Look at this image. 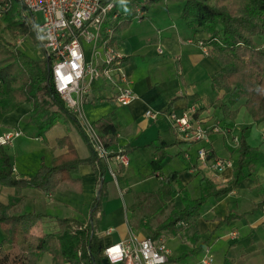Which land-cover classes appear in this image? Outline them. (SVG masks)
<instances>
[{
	"label": "crops",
	"instance_id": "0c3cea01",
	"mask_svg": "<svg viewBox=\"0 0 264 264\" xmlns=\"http://www.w3.org/2000/svg\"><path fill=\"white\" fill-rule=\"evenodd\" d=\"M143 1L140 0L141 3ZM183 7V2L180 4L169 0H161L147 10L138 7L143 11L142 16H136L128 26L123 28L120 38L111 45L127 59L122 69L129 76V86L135 93V97L128 104L123 105L117 100V84H121L118 70L110 71L109 74L113 78L111 80L105 75L102 79L94 80L86 93L83 107L86 120L96 124L103 119L114 118L118 125V149H126L129 159L128 166L121 169L117 182L115 180L113 182L112 179L107 180L108 174L105 175L106 183L102 195L104 198L100 200L99 214L93 220L96 234L104 239V246L121 241H140L151 237V233L157 227V224L152 225L146 218L141 225L136 223L133 226L128 215L129 207L139 195H149L162 189L163 184L158 183L157 180L163 181L164 172L151 170L143 177L138 176L145 165L152 167L151 161L157 156V148L151 145L152 143L163 140L170 144L165 148L164 159L170 158L169 163L176 165L168 172H178L181 185L172 184L170 194L167 193L165 200L169 198L173 203L175 199L174 203L178 209L184 208L185 191L194 199L201 196L202 178H208L221 188L232 178L237 167L233 159L234 153H231L229 158L218 156L208 133H221L220 135H223L225 139L231 135L236 144L235 149L239 151L240 136L234 134V127L227 121L222 124L219 120L215 125H209L211 126L209 129L206 128L214 119L210 116L212 111L217 110L221 105L228 104V95L225 91L212 86V76L220 70L221 66L210 54H205L203 47L199 45L198 40H205L208 35L199 30L195 32L189 21L183 19ZM117 11L119 16L128 12L124 5L121 7L119 1ZM1 19L3 22H0V33L6 36L12 43V47L18 49L23 36L15 39L16 36L7 34L4 17ZM160 48L163 49V53L159 52ZM236 107V104L230 106V110L234 111ZM32 109V103L25 101L8 113L0 111V135L9 130H22V134L11 145L4 147L12 165L14 160L16 162V165H13L15 178H27L38 171L21 168L18 160L21 146L32 148L35 142L41 144L36 149L37 154L30 158L33 159V169L36 167L39 169L42 160L51 166L55 157L67 152L66 147L57 146V139L66 134L70 135L80 158L85 159L90 156V148L74 123L58 121L41 134L38 127L30 121ZM148 109L160 113L157 119L146 115ZM185 110L193 112L198 124L206 129V139L187 140L174 131L169 114L180 115ZM225 116L228 115L225 114ZM246 125L248 130L252 131L255 125L253 118H250ZM255 129L260 135L261 142H259L260 145L253 147L258 148L260 155L251 176L237 183L231 192L218 197L209 196L200 209L199 239L195 248L201 258L205 252L209 251L213 255V264H264V210L258 207L263 197L257 189L259 186L264 190V121L256 123ZM27 133L28 135L22 136ZM199 142L206 143L202 149L206 150L207 158H200L198 153L195 160L191 154V148ZM209 154L214 155L213 158H209ZM218 159H230L233 165L218 171L212 167ZM113 166L117 167L115 163ZM130 179L134 182L130 183ZM147 185L150 188L147 189ZM102 186L98 181L95 166L81 164L55 192L39 191V193L25 188L23 193H28L25 194L26 199L32 193L33 197L41 202L40 205H36L37 208L34 207L37 213L60 217L62 211H69V214L67 212L61 218H73L86 224L89 216L84 220L77 217V213H82V209L91 207ZM140 188L143 190H138ZM14 193V188L0 185L1 202L8 203ZM76 194L80 199L75 202ZM112 199L124 202L126 221L118 222L116 229L110 226L99 230L97 222L100 221L102 210L104 213L107 210V207L101 208L102 202L110 203L108 200ZM178 199H182L181 205L176 203ZM25 212H27L26 201L14 210L15 214ZM230 215L233 218L229 220ZM180 227L182 224H179ZM53 228V222L45 219L40 221L32 231L41 236ZM110 228L112 231L107 234ZM193 233L192 229L178 235H173L169 231L156 240L167 247L166 243L169 239L170 248L167 249L169 262H172L170 264H183L179 261L180 259L178 260L182 253L181 248L185 245L183 240L191 241ZM178 239L182 242H178ZM49 255L55 264L54 255L51 253ZM43 256L39 264L43 261Z\"/></svg>",
	"mask_w": 264,
	"mask_h": 264
},
{
	"label": "trees",
	"instance_id": "16d2710c",
	"mask_svg": "<svg viewBox=\"0 0 264 264\" xmlns=\"http://www.w3.org/2000/svg\"><path fill=\"white\" fill-rule=\"evenodd\" d=\"M11 8L2 16L6 22L5 31L11 36L29 34L35 42L42 45L37 26L23 16L25 7L18 0H11ZM119 2L121 0H118ZM184 3L183 19L189 21L195 32H206L204 40L210 55L219 62L221 68L212 76V86L224 90L228 95V104L223 105L224 112L235 117L237 110L230 106L244 102V106L255 123L264 121V0H215L214 4L202 0H180ZM159 0H126L124 8L128 12L121 14L116 21L109 22L113 27L110 45L120 38V32L137 16V8L147 10ZM3 33H0V111L8 113L25 101L32 103L30 121L43 134L55 125L62 115L72 118L90 148V156L82 159L69 134L57 139V146L67 148V152L55 157L51 166L41 163L37 172L27 178H15L10 156L0 148V185L12 187L15 193L8 203L0 201V226L6 236L0 242V264H39L45 253L54 255L55 264H109L104 262V239L96 234L94 216L100 208V200L105 187L107 168L97 158L79 121L71 114L61 95L56 91L51 74L50 61L44 58L33 60L20 50L12 47ZM43 47V46H42ZM127 62L123 57L122 66ZM57 110H52V107ZM94 124V123H93ZM111 155L126 153L118 149V125L114 118L103 119L94 124ZM238 166L232 178L224 187L218 186L208 178H202L201 196L192 198L184 192V208L165 200L170 194L172 184H180L178 172L162 176V189L155 194L159 196V209L169 207V214L159 220L151 233L158 240L165 232L178 235L186 230L194 231L191 244L195 248L199 239L198 219L200 209L209 196L218 197L231 192L234 186L250 177L259 159L258 148L248 144L246 137L239 139ZM157 148V156L151 161L154 172L162 171V162L166 157L165 148L170 146L163 140L152 143ZM214 155L209 154V158ZM81 164H92L96 168L98 181L102 188L91 206V218L84 224L73 218H59L42 213L31 212L15 214L14 210L22 204L25 195L23 189L36 188L44 193L55 192L60 185L77 171ZM181 185V184H180ZM182 187V186H181ZM262 194L258 207L264 210V190L257 186ZM139 195L129 207L133 217L140 205ZM169 202V203H167ZM143 203L141 202V205ZM142 207V206H141ZM147 218V217H144ZM141 221H143V219ZM232 215L228 219H232ZM45 219L53 222V230L39 236L33 228ZM148 220V218H147ZM133 226L135 223L131 222ZM142 224L141 222L139 223ZM179 224L182 227L179 228ZM139 225V226H140ZM194 251H197L195 248Z\"/></svg>",
	"mask_w": 264,
	"mask_h": 264
},
{
	"label": "built area",
	"instance_id": "2783aa9c",
	"mask_svg": "<svg viewBox=\"0 0 264 264\" xmlns=\"http://www.w3.org/2000/svg\"><path fill=\"white\" fill-rule=\"evenodd\" d=\"M24 7L23 16L37 23L36 13H41L43 22L37 25L45 58L50 61L51 74L56 91L63 98L67 108L74 112L95 151L97 158L105 163L107 171L117 182L121 169L127 167L129 159L126 153L111 155L98 130L93 123L86 120L84 103L86 93L94 80L103 75L110 80L112 70H118L121 84H117V100L123 105L135 97L129 86V76L122 69L123 55L109 43L113 27L109 22L119 17L117 0H18ZM12 5L11 0H0V15L3 16ZM143 11L137 8V16ZM86 43H93L89 50L93 56L86 55ZM205 54L209 55V47L203 39L198 40ZM101 51V52H100ZM163 53V49H159ZM102 61V63H100ZM159 112L151 109L146 115L157 119ZM174 131L187 140L200 141L207 137L190 110L180 115L169 114ZM22 134V130H9L0 135V148L11 145ZM237 140V139H236ZM122 151V150H119ZM199 157L207 158L205 149L199 151ZM116 164V168L113 164ZM230 159H218L212 167L223 171L231 167ZM102 184V182L99 181ZM112 229L107 231L110 234ZM104 255L109 264H164L169 261V250L164 243L152 237L140 241L130 240L114 242L104 246ZM201 264H213V255L207 251L200 260Z\"/></svg>",
	"mask_w": 264,
	"mask_h": 264
},
{
	"label": "rangeland",
	"instance_id": "374dc122",
	"mask_svg": "<svg viewBox=\"0 0 264 264\" xmlns=\"http://www.w3.org/2000/svg\"><path fill=\"white\" fill-rule=\"evenodd\" d=\"M160 1L161 0H159V2ZM169 1L177 2V3H180V4L182 2L180 0H169ZM202 1L206 2V3H209V4H214V2H215V0H202ZM124 4L125 3L122 4L121 1H120L121 7ZM35 15H36V18H37V23L41 24L43 22V18H42L41 13H36ZM1 18H3V17L0 15V22H3V19H1ZM38 24H36V26ZM19 36H23L22 37V42L18 46V49L22 53H24L25 55H27L29 58H31L33 60L40 61V60L45 58L46 54L44 52V49H43L42 45L40 43H38V42H35V40L33 39V37L31 35H29V34H26V35L22 34L21 35L20 34V35H17L15 37V39H17ZM10 45H12V43ZM85 46L87 47L86 48V55H87L88 58H91L93 56V51L89 50V48H91L93 46V43H86L85 42ZM263 49H264V45H263ZM101 79H102V77H101ZM236 106H237L236 110L238 109V111H237L235 117L225 116L223 105L219 106L217 110L212 111V113L210 114V116H212L214 119H213L211 124H208V126L209 125H211V126L215 125V123L218 122L219 120L222 121V124H225L226 121H227V122H229V124L231 126L234 127V134L235 135H239L240 137L242 135H244L246 137V140H247L248 144L251 145L252 147L260 145V143H259V142H261L260 135L257 134L256 129H255L256 123L253 126V130L252 131H249L248 127L246 125V122L249 121L250 118L252 119V117L250 116L249 112L247 111L246 107L244 106V102L241 100L240 102H238L236 104ZM52 110H57V107L53 106ZM71 114L77 119V121H79L77 116H76V114L74 112H71ZM60 121L61 122H66L67 124L70 123V122L73 123L72 118L67 116V115H62V117L60 118ZM211 126L206 127V128L209 129ZM68 132L70 133V131H68ZM208 133L210 135V140L212 141L213 146L217 150L218 156L221 157V158H229L231 156V153H234L233 159H234V162H236V164L238 166L239 151H238V149H235L236 144L234 142V138L230 135L229 138H226L227 139V143H225L226 139L224 138L223 135H220L221 133L220 134H215V133L212 134L211 132H208ZM26 135H28V133L24 134L22 136H26ZM82 142L84 144V147L86 148L85 142L83 140H82ZM38 145H41V144H38L37 142H35V144H34V146L32 148H29L28 146L27 147H24V146L22 147L21 146L20 153H19L20 156H19L18 160L20 161L22 169L27 168V170H29V168H30L34 172H35V170H38L37 167H36L37 169L36 168L33 169L34 168L33 159H30L35 154H37L36 153L37 152L36 149H37ZM204 146H206V143L199 142L197 145H195L194 147L191 148V154H193L195 160H196V158L198 156L199 150H201ZM13 160H14V158H13ZM170 160L171 159L168 158V159H164L163 162H162L163 166H162V171L161 172H164L163 174L165 176H166V174H168L170 172V170L172 168L176 167V165L174 163H169ZM42 162H45V161L42 160L41 163ZM13 165H16L15 160L13 162ZM151 170H153L152 167L150 168V166L147 167V165H145L143 167V169H141L140 173H138V176L140 175V177H143V176H145L147 174V172H151ZM136 173H137V171H136ZM106 174H108V177H109L107 180L112 179L113 182H114V179L110 178L111 177L110 172L107 171ZM134 180H136V179L134 178ZM134 180L130 179V183L134 182ZM157 182L160 183V184L164 183L161 180H157ZM148 188H150V187L147 185V189ZM29 190L37 191V192L40 191L39 189H36V188H29ZM138 190L141 191V190H143V188L142 189L140 188ZM23 194L27 195L28 193L24 192ZM76 195H77V197H75V202L80 199L78 194H76ZM103 198L104 197H101V201H102ZM159 198L160 197L157 196L156 194L154 196H152V197H150L149 195H146V196L142 197V201H141V199L139 200L140 201V205L135 210L136 214H135L134 217H133L132 211L128 210V212H129L128 213L129 221H131V222H133L135 224L136 223H140V222L142 223V221H141L142 218L147 217L148 220L150 221V223L152 225L154 224L156 226V224H158L159 220L165 219L166 216L169 214V207L164 209V210L162 208L159 209V206L162 207V205H160L159 202H157V201H159ZM25 201H26V208H27V212H25V213L35 212L34 211L35 210L34 207L37 208L36 205H40L41 204V202H39L36 199V197H33L32 193H30V196L27 199H26V196H25L24 201L22 202V204ZM108 201L110 203H107V202L103 203L102 202L103 205H102L101 208L107 207V210H106L105 213H104L103 210L101 212L102 215L100 217V221L97 222L99 230L107 229L110 226H113L116 229L117 226L119 225L118 222L119 223L120 222L125 223V221H126V217H125L126 213H125V209H124L125 208L124 207V202L122 200L120 201V200H114V199L108 200ZM141 202L143 203L142 205H141ZM174 202H175V199H174L173 203ZM167 203H169V202H167ZM176 203L181 205L182 199H178L176 201ZM91 206H92V204H91ZM90 210H91V207H87V208L82 209V211H83L82 213H77L76 212L77 213V217H79L80 219H84V218L86 219L89 216V219H90V217H91V211ZM62 212L63 213H60L62 215H60L59 218L63 217L64 214H66L67 212L69 214V211H67V212L62 211ZM98 212H99V209L96 212V215L94 216V218L98 216V214H99ZM118 219H119V221H117ZM5 236H6V233L3 230V228L0 226V240H2ZM179 241L182 242L181 239H178V242ZM183 241H185V245L181 248L180 252H182V253H181V257L178 258V260L180 259L179 261L182 262L183 264H185V263H188V264H201L200 263L201 256H199V253L194 251V247L191 244V241H188V240H183ZM159 242H161V241H159ZM166 244H167V248L169 249L170 248L169 239L167 240ZM190 245H191V247H190ZM172 256H173V254H172ZM170 263H172V262L168 261L165 264H170ZM41 264H53L49 253H45L44 254L43 261L41 262Z\"/></svg>",
	"mask_w": 264,
	"mask_h": 264
},
{
	"label": "clouds",
	"instance_id": "9594fccd",
	"mask_svg": "<svg viewBox=\"0 0 264 264\" xmlns=\"http://www.w3.org/2000/svg\"><path fill=\"white\" fill-rule=\"evenodd\" d=\"M121 3L123 4V3H126V0H121Z\"/></svg>",
	"mask_w": 264,
	"mask_h": 264
},
{
	"label": "water",
	"instance_id": "95a60500",
	"mask_svg": "<svg viewBox=\"0 0 264 264\" xmlns=\"http://www.w3.org/2000/svg\"><path fill=\"white\" fill-rule=\"evenodd\" d=\"M104 262L108 263V261H107V259H106V258L104 259Z\"/></svg>",
	"mask_w": 264,
	"mask_h": 264
}]
</instances>
